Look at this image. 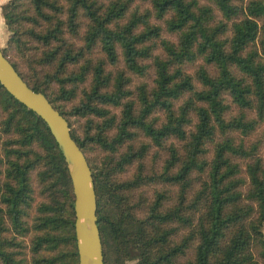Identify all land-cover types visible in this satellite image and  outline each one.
Instances as JSON below:
<instances>
[{"label": "trees", "instance_id": "obj_1", "mask_svg": "<svg viewBox=\"0 0 264 264\" xmlns=\"http://www.w3.org/2000/svg\"><path fill=\"white\" fill-rule=\"evenodd\" d=\"M1 12L3 56L69 127V117L85 120L70 133L92 172L104 264H264V158L248 139L264 120V0H7ZM98 47L104 58H91ZM119 57L139 76L151 61L152 86L138 85L136 98L124 70L106 69ZM139 131L166 151L162 169L147 176L139 162L116 180L148 149L130 143ZM95 146L101 160L86 155ZM33 172L49 200L31 218ZM147 183L177 191L169 206L155 191L140 216L126 192ZM73 201L45 122L0 84V264H30L17 238L30 231L33 264H78Z\"/></svg>", "mask_w": 264, "mask_h": 264}, {"label": "water", "instance_id": "obj_2", "mask_svg": "<svg viewBox=\"0 0 264 264\" xmlns=\"http://www.w3.org/2000/svg\"><path fill=\"white\" fill-rule=\"evenodd\" d=\"M0 84L18 102L45 122L64 158L74 195V233L78 264H104L92 172L84 153L71 136L66 118L52 106L43 93L28 87L3 56L1 48Z\"/></svg>", "mask_w": 264, "mask_h": 264}, {"label": "rangeland", "instance_id": "obj_3", "mask_svg": "<svg viewBox=\"0 0 264 264\" xmlns=\"http://www.w3.org/2000/svg\"><path fill=\"white\" fill-rule=\"evenodd\" d=\"M136 4L140 8H148L149 7L148 2L137 1ZM153 21L160 23V24L162 23V21L159 19H156V20L154 19ZM6 35H7L6 39L4 41H0V43H1L0 48L1 49L5 48L7 46V40L9 37V31L8 30H6ZM162 37H164L170 41H176V35L168 33L165 30L162 32ZM76 43H77V45H80L81 41L76 40ZM159 53L162 54L160 46L153 48V55L159 54ZM10 57L12 60L20 63L21 66H26L25 64H27V62H25L24 58H22V57H18V56H14V55H10ZM90 57L93 59L104 58V54L100 51V48L98 47V48H95L91 52ZM144 63L149 64L147 74H145L144 76H139V75L134 74L131 71L127 70L122 59H121V57L118 58V62L116 64H106V69H107V71H110L112 73V75H115L116 72H118L119 70H124L125 74L130 77V81H129L127 86L133 92V95H131V96H132V98H136V95H137L136 87L138 85H140L141 83H146L148 86H150V87L152 86L153 66L151 65L150 59L144 60ZM198 63L201 64V62L199 60L195 63L186 64L185 70L188 73L193 74L195 69L199 65ZM209 69L211 71H213L212 68L209 67ZM73 103L74 102L65 103L66 109H69ZM109 109L112 113L115 114V116H117V117L119 116V113H120L119 107L110 106ZM248 114L250 116H255L254 113H252V112H249ZM155 116L158 117L159 120L162 119V115L160 114V112H155ZM68 120L70 123V129H76V131H80L82 129L84 122H85V120L83 118H79V117H69ZM248 139L251 141H255V142L257 141L258 143L260 142L259 143L260 144V153H261L262 157L264 158V120L257 125L256 129L252 132V134L248 137ZM130 143L132 144L133 148H138L141 143H146V144H148V149L140 161H137V160L133 161L131 164L127 165L122 172L118 173L115 177L116 180L123 181V180H127V179L131 178L133 176V174L136 172L137 167L139 165V162L142 164V170H143L144 175L148 176V175H151V174H154V173L161 171L163 161H164V158L166 156V151L163 148H159V147L154 146L150 142L149 138L145 137L140 131L138 132L136 139ZM125 148H126V146H123L120 149V153L123 152L125 150ZM105 154L106 153L103 150H101L100 148H98L96 146L91 147L89 149V151L86 152V155L90 160H101ZM243 163H244V161L242 162V164ZM32 186L34 189V202H33L32 208L30 210V216H31V218H34V216H36L38 214V212L36 210L38 204H40L42 201L47 202L49 200V198L46 197L43 193H41V188H40L39 184L37 183L36 175L34 172L32 174ZM157 190H163V191L167 192V196H168L169 200L166 203V206L173 204L177 188L169 187L168 185L160 184V183L144 184V185L140 186L139 188H136L130 192H126V195L131 199L132 202L140 205V209L137 210V214L142 216L145 213L147 204L153 200L154 193ZM31 222H32V219H31ZM184 232H186L185 229H180L177 236H175V239L179 238V236L181 234H183ZM32 235H33V232L30 231L23 238L17 237L18 239H22L23 247L21 248L22 249L21 252L24 254L26 260L30 264H33L32 260H31L32 259V252L30 251ZM133 262L134 261L128 260V261H125L124 264H132Z\"/></svg>", "mask_w": 264, "mask_h": 264}, {"label": "crops", "instance_id": "obj_4", "mask_svg": "<svg viewBox=\"0 0 264 264\" xmlns=\"http://www.w3.org/2000/svg\"><path fill=\"white\" fill-rule=\"evenodd\" d=\"M7 0H0V41H4L6 39V26L4 23V19L2 17V12H1V5L4 4ZM1 47V43H0Z\"/></svg>", "mask_w": 264, "mask_h": 264}]
</instances>
